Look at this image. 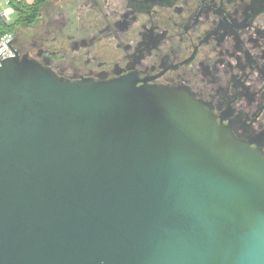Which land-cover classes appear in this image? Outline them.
<instances>
[{
	"label": "water",
	"instance_id": "obj_1",
	"mask_svg": "<svg viewBox=\"0 0 264 264\" xmlns=\"http://www.w3.org/2000/svg\"><path fill=\"white\" fill-rule=\"evenodd\" d=\"M257 137L185 86L4 59L0 264H264Z\"/></svg>",
	"mask_w": 264,
	"mask_h": 264
},
{
	"label": "flooded vegetation",
	"instance_id": "obj_2",
	"mask_svg": "<svg viewBox=\"0 0 264 264\" xmlns=\"http://www.w3.org/2000/svg\"><path fill=\"white\" fill-rule=\"evenodd\" d=\"M76 4L98 22L71 28L68 19L66 27L17 34V54L71 81L133 74L140 83L188 87L218 118L240 115L264 149V0Z\"/></svg>",
	"mask_w": 264,
	"mask_h": 264
},
{
	"label": "rangeland",
	"instance_id": "obj_3",
	"mask_svg": "<svg viewBox=\"0 0 264 264\" xmlns=\"http://www.w3.org/2000/svg\"><path fill=\"white\" fill-rule=\"evenodd\" d=\"M79 1L80 0H54L52 2V6L45 7L42 14V19H44V21L42 22L41 20L42 23L40 26H35L30 31L29 29H25L26 30L25 31V30H20L19 28L17 29L19 30L18 34L25 33L27 34L26 36L30 34V36L32 37V35H34V33L37 31L38 33H41L42 30L45 27H47L49 24L55 29L58 28L59 25H64L66 27L68 26L67 24L68 19L73 22L71 28L73 27L77 28L81 26L80 24L83 23L84 21H90L92 24H94L96 21L98 22L95 16L84 17L85 14L83 16L81 15L82 13L79 12L78 10V4L75 5V3H79Z\"/></svg>",
	"mask_w": 264,
	"mask_h": 264
},
{
	"label": "trees",
	"instance_id": "obj_4",
	"mask_svg": "<svg viewBox=\"0 0 264 264\" xmlns=\"http://www.w3.org/2000/svg\"><path fill=\"white\" fill-rule=\"evenodd\" d=\"M52 1L54 0H9V6L14 11L12 21L3 25L1 30L17 35L19 28L33 29L40 24L43 6Z\"/></svg>",
	"mask_w": 264,
	"mask_h": 264
},
{
	"label": "built area",
	"instance_id": "obj_5",
	"mask_svg": "<svg viewBox=\"0 0 264 264\" xmlns=\"http://www.w3.org/2000/svg\"><path fill=\"white\" fill-rule=\"evenodd\" d=\"M9 3V0H0V62L4 59L15 57L19 52L15 35L1 30L3 25L12 21L14 11L9 6Z\"/></svg>",
	"mask_w": 264,
	"mask_h": 264
}]
</instances>
